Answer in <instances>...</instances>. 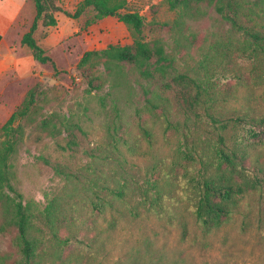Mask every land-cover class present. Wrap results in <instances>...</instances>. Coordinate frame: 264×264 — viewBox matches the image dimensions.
<instances>
[{
	"label": "rangeland",
	"instance_id": "obj_1",
	"mask_svg": "<svg viewBox=\"0 0 264 264\" xmlns=\"http://www.w3.org/2000/svg\"><path fill=\"white\" fill-rule=\"evenodd\" d=\"M26 1L18 21L0 45V127L21 105L28 91L38 87L44 97L41 104L45 107V115L53 112L66 115L80 123L85 131L76 130L78 145L63 151L58 140L39 134L33 127L27 128L26 137L12 160L15 186L26 202L33 201L39 210H43L50 199L61 195L67 185L68 173L91 176L87 170L92 165L96 167L98 149L108 144L107 124L115 116L114 107L119 106L122 115L131 116L133 102L142 91L139 76L132 74L129 77L124 71L115 76L122 81L119 88L114 86L113 78H108L101 92L90 91L85 72L92 67L78 66L84 53L104 49L115 41L133 42L131 32L120 26L116 18L86 27L87 20L94 15L91 11L79 19L57 13L58 25L55 27H46L40 22L34 36L56 67L36 62L31 50L22 44L35 16L33 1ZM81 1L57 0L70 12H74ZM129 1V10L139 12L145 18L147 40L162 39L167 53L174 55L177 65L182 67L194 66L195 61L200 60L199 56L229 38L230 25L214 10L199 19L185 18L186 28L181 31L177 27L180 14L169 8L167 0ZM5 22L7 20L0 14V26ZM165 24L174 29L169 30ZM181 33L187 37L196 35L200 40L197 47L185 49ZM178 40H181L180 45ZM95 73L105 74L103 66H96ZM231 86L236 88V95L227 103L220 101L218 104L225 114L264 113V75L260 70H247L246 67L244 80L241 83L231 81ZM98 94L106 100L104 107L98 101ZM146 122L154 132L152 142L141 136L136 120L127 125L130 138L139 145L138 152L131 153L124 146L114 152L120 162L126 158L125 170L135 183L134 187L126 190L124 197L117 198L104 216L95 214L88 201L73 202L76 218L82 225L78 224L84 240L81 245L65 248L38 220L36 225L44 232H38V235L46 239L44 248L63 249L64 256L74 264H118L120 260L128 261L129 256H145L150 263L153 259L158 260L160 251L165 254L164 264H264V184L261 191L242 200L231 219L206 232L194 214V183L185 176L186 173L193 176L194 171L185 160L182 164L186 168L175 170L172 165L180 154L179 149H186L185 138L181 134H166L162 120L155 122L148 117ZM60 143L66 141L60 140ZM252 159L253 172L264 178V144L255 148ZM260 168L263 173H259ZM105 171L109 172L108 166ZM112 222H115V228L110 231L109 256L106 257L100 255V248L94 247V243L98 240L97 244H100V227L108 231ZM68 235L69 232L63 229L59 234L62 238Z\"/></svg>",
	"mask_w": 264,
	"mask_h": 264
},
{
	"label": "trees",
	"instance_id": "obj_2",
	"mask_svg": "<svg viewBox=\"0 0 264 264\" xmlns=\"http://www.w3.org/2000/svg\"><path fill=\"white\" fill-rule=\"evenodd\" d=\"M32 1L35 16L22 44L31 50L36 62L56 67L34 36L40 22L43 26L55 27L57 13L79 19L91 11L94 15L87 20L86 27L116 18L120 26L131 32L133 42L115 41L104 49L84 53L78 66L92 67L85 72L90 91L101 92L108 78H113L114 86L119 88L122 81L115 76L123 71L129 77L137 74L146 85L138 81L142 93L133 102L131 116L122 115L115 104V116L107 124L108 144L98 149L96 167L92 165L87 170L91 176L68 173L61 195L50 199L43 210L33 201L26 202L15 186L12 160L26 137L27 128L33 127L39 134L58 140L63 151L78 145L76 130L85 131L80 123L66 115L57 112L45 115L41 91L38 87L28 91L21 105L0 127V264H74L64 256L63 249L44 248L46 239L38 235L44 232L36 225L37 221L41 220L65 248L84 243L73 202L88 201L95 214L104 216L117 198L124 197L126 190L134 187L125 170L126 158L120 162L114 152L120 151V146L131 153L138 152L139 145L130 138L127 125L136 120L141 136L149 142L153 141L154 132L146 122L148 117L155 122L162 120L166 134H181L185 138L186 149H179L180 154L172 165L175 170L186 168L182 164L185 160L194 171L193 176L187 173L185 176L194 183V214L206 232L221 227L234 216L246 196L261 191L264 178L254 173L250 164L254 163L255 148L264 144V113L225 114L218 104L227 103L236 95L231 81L241 83L246 67L260 70L264 75V0H167L169 8L180 14L177 27L181 31L186 28L185 18L199 19L209 10H214L230 25L228 40L215 44L192 67L177 65L176 57L167 53L162 39L147 40L145 18L129 10V0H82L74 12L61 7L57 0ZM164 26L174 29L169 24ZM180 36L187 50L200 42L194 34ZM98 65L103 66L105 74L96 75ZM98 101L105 106L104 97L99 96ZM106 166L109 172L105 171ZM259 173H263L262 168ZM114 228L115 222L108 231L100 227V244L98 240L94 243V247L100 248V255L109 256L110 231ZM62 229L69 232L66 238L59 236ZM157 255L158 260L151 262L164 264V252ZM132 257L118 264L151 263L145 256Z\"/></svg>",
	"mask_w": 264,
	"mask_h": 264
},
{
	"label": "crops",
	"instance_id": "obj_3",
	"mask_svg": "<svg viewBox=\"0 0 264 264\" xmlns=\"http://www.w3.org/2000/svg\"><path fill=\"white\" fill-rule=\"evenodd\" d=\"M26 3H28L26 0H0V14L7 20L3 26H0V45L2 40L9 34L14 24L18 21L26 7Z\"/></svg>",
	"mask_w": 264,
	"mask_h": 264
}]
</instances>
